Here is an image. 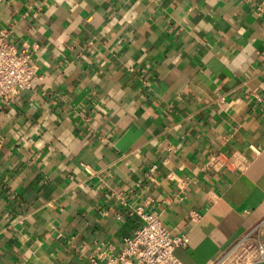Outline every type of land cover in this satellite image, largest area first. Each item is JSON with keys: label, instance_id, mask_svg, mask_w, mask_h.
<instances>
[{"label": "crops", "instance_id": "crops-1", "mask_svg": "<svg viewBox=\"0 0 264 264\" xmlns=\"http://www.w3.org/2000/svg\"><path fill=\"white\" fill-rule=\"evenodd\" d=\"M1 31L41 80L0 99V264H102L136 207L178 264L264 240V0H0Z\"/></svg>", "mask_w": 264, "mask_h": 264}, {"label": "built area", "instance_id": "built-area-1", "mask_svg": "<svg viewBox=\"0 0 264 264\" xmlns=\"http://www.w3.org/2000/svg\"><path fill=\"white\" fill-rule=\"evenodd\" d=\"M5 31L0 32V99L9 102L23 91L30 90L41 80L37 68L32 62L28 46L18 48L4 41ZM258 104L264 110V97L255 96ZM248 151L253 157L261 155L262 149L256 145H248ZM221 155H213L212 160L221 162L230 170L244 171L249 161L242 154L222 161ZM151 176V174H150ZM142 222L131 237L123 240L120 253L112 257L106 253L89 257L92 263L99 259L102 264H178L174 250L185 247L188 238L183 234H172L160 220L142 207L132 210ZM255 229V236L245 235L232 249L211 264H258L264 263V240L260 239Z\"/></svg>", "mask_w": 264, "mask_h": 264}]
</instances>
